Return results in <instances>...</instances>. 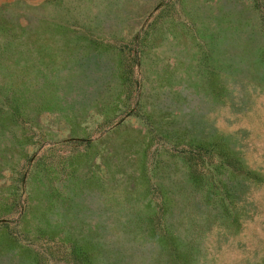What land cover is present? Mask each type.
<instances>
[{
    "label": "rangeland",
    "instance_id": "obj_1",
    "mask_svg": "<svg viewBox=\"0 0 264 264\" xmlns=\"http://www.w3.org/2000/svg\"><path fill=\"white\" fill-rule=\"evenodd\" d=\"M0 264H264V0H0Z\"/></svg>",
    "mask_w": 264,
    "mask_h": 264
}]
</instances>
